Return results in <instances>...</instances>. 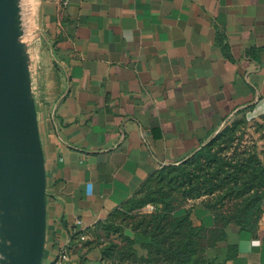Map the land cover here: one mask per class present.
I'll return each instance as SVG.
<instances>
[{
    "label": "crops",
    "instance_id": "1",
    "mask_svg": "<svg viewBox=\"0 0 264 264\" xmlns=\"http://www.w3.org/2000/svg\"><path fill=\"white\" fill-rule=\"evenodd\" d=\"M31 15L26 0L22 29ZM36 23L41 43L28 57L46 173L41 264L63 249L65 264H101L105 242L92 231L151 174L189 158L234 115H264V0H70L63 10L39 0ZM202 201L173 215L190 210L194 227L211 230ZM202 257L264 264V207L255 228L230 224Z\"/></svg>",
    "mask_w": 264,
    "mask_h": 264
},
{
    "label": "trees",
    "instance_id": "2",
    "mask_svg": "<svg viewBox=\"0 0 264 264\" xmlns=\"http://www.w3.org/2000/svg\"><path fill=\"white\" fill-rule=\"evenodd\" d=\"M236 130V124L223 129L183 162L155 171L121 210L98 224L92 235L97 245L105 242L101 264H205L204 249L223 239L230 224L255 228L264 207V151L256 144L238 151ZM201 198L213 214L211 230L194 227L190 210L173 215ZM148 204L154 210L129 217ZM127 228L133 239L124 236Z\"/></svg>",
    "mask_w": 264,
    "mask_h": 264
},
{
    "label": "water",
    "instance_id": "3",
    "mask_svg": "<svg viewBox=\"0 0 264 264\" xmlns=\"http://www.w3.org/2000/svg\"><path fill=\"white\" fill-rule=\"evenodd\" d=\"M19 0H0V264H41L46 173Z\"/></svg>",
    "mask_w": 264,
    "mask_h": 264
},
{
    "label": "rangeland",
    "instance_id": "4",
    "mask_svg": "<svg viewBox=\"0 0 264 264\" xmlns=\"http://www.w3.org/2000/svg\"><path fill=\"white\" fill-rule=\"evenodd\" d=\"M25 1L26 0H19L22 9H23V3ZM28 2L32 10L31 23L28 29H23V38L25 40L27 48L31 47L33 50H35L38 47L39 43H41L40 37L38 36V32L40 31V29L37 27V23H36V15H37V11L39 10V0H28ZM32 60L33 59H31V61ZM30 64H31L30 67H31V80H32L33 66L31 62ZM32 86H33V83H32ZM233 124H236V129H237L234 135L236 136L237 139L234 141L233 147H236L237 150L240 151L244 147H251L254 144H256L259 150L264 151V115L255 116V115H250V114L248 115L244 112L238 113L234 115L232 118H230V120H228L222 126V128L218 132H216L212 137L217 135L223 129L231 127ZM201 199L203 200V198ZM149 206H152V205L148 204L144 206L143 208L132 212L129 215V217L137 218L135 216H137L138 214L141 215V214H147L148 212H151L149 210ZM130 218L128 219L131 220Z\"/></svg>",
    "mask_w": 264,
    "mask_h": 264
},
{
    "label": "built area",
    "instance_id": "5",
    "mask_svg": "<svg viewBox=\"0 0 264 264\" xmlns=\"http://www.w3.org/2000/svg\"><path fill=\"white\" fill-rule=\"evenodd\" d=\"M51 1L56 3L59 6L60 10L65 9L70 3V0H51ZM149 210L150 211L154 210V207L149 206ZM80 238L81 240L85 239L84 236H81ZM67 261H68L67 251L63 249L59 252L58 256L54 260H52V262H50V264H65V262Z\"/></svg>",
    "mask_w": 264,
    "mask_h": 264
},
{
    "label": "bare ground",
    "instance_id": "6",
    "mask_svg": "<svg viewBox=\"0 0 264 264\" xmlns=\"http://www.w3.org/2000/svg\"><path fill=\"white\" fill-rule=\"evenodd\" d=\"M24 20H25V18H24Z\"/></svg>",
    "mask_w": 264,
    "mask_h": 264
}]
</instances>
